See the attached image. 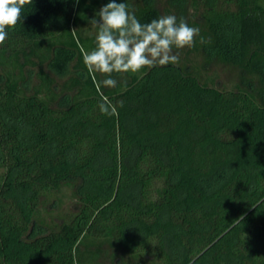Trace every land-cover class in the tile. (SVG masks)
<instances>
[{
	"label": "trees",
	"instance_id": "16d2710c",
	"mask_svg": "<svg viewBox=\"0 0 264 264\" xmlns=\"http://www.w3.org/2000/svg\"><path fill=\"white\" fill-rule=\"evenodd\" d=\"M108 2L31 0L6 29L0 264H264V1L124 0L142 24L175 15L200 33L178 64L113 73L130 79L116 87L84 63L96 37L73 30ZM71 63L62 84L49 72ZM222 66L234 86L206 80ZM64 186L76 209L45 223L43 196Z\"/></svg>",
	"mask_w": 264,
	"mask_h": 264
},
{
	"label": "clouds",
	"instance_id": "9594fccd",
	"mask_svg": "<svg viewBox=\"0 0 264 264\" xmlns=\"http://www.w3.org/2000/svg\"><path fill=\"white\" fill-rule=\"evenodd\" d=\"M26 3L31 0H0V45L8 36L6 29H13L21 19ZM98 13V19L90 21L96 29L95 47L83 59L89 71L106 75L101 82L106 87H116L113 73H135L145 66L178 64L179 54L174 49L194 46L200 33L199 28L190 27L183 18L178 21L175 15L142 24L124 0H109ZM99 107L106 115L114 111L105 103Z\"/></svg>",
	"mask_w": 264,
	"mask_h": 264
},
{
	"label": "rangeland",
	"instance_id": "374dc122",
	"mask_svg": "<svg viewBox=\"0 0 264 264\" xmlns=\"http://www.w3.org/2000/svg\"><path fill=\"white\" fill-rule=\"evenodd\" d=\"M73 30L75 34L81 33L85 36L96 37V29L93 28L90 23L85 25L73 26ZM87 44L89 43L87 42ZM81 46L85 53L91 51V48H89L88 45L81 44ZM174 52H178L179 58L184 55L182 49H174ZM49 72L56 75L57 80L61 84L66 82L70 75L78 74L77 71L73 68V63L67 66V69L63 74H57V72H54L51 69L49 70ZM27 73H31L29 76V87L33 88L36 84L39 83L38 78L36 77L35 71L29 70ZM206 74H209L210 77H207ZM206 74V80H209V82L218 83L222 87H232L236 83L235 80L237 76L235 75V72L231 71L230 69L224 66L216 67ZM120 77L126 80H130L127 77L125 78V76L123 75H120ZM120 77L115 79H120ZM160 184V181H154L152 188L155 192L156 189L160 187ZM76 203L77 198L74 195L73 188L71 186H64L61 190L57 192H51L43 196L41 200L39 215L45 221V223H60L62 222V219L67 218V216L70 215L76 209ZM141 252L144 256L152 258L153 255H155L156 253L155 243H151L149 246H144L141 249ZM117 258H115V264H132L135 257L132 255H124L122 257ZM91 264H112V261L106 255L103 254L100 257H97V259H95L94 262Z\"/></svg>",
	"mask_w": 264,
	"mask_h": 264
}]
</instances>
